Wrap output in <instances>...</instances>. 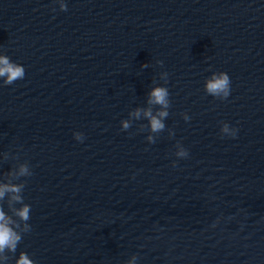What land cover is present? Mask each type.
Segmentation results:
<instances>
[{
	"label": "water",
	"instance_id": "obj_1",
	"mask_svg": "<svg viewBox=\"0 0 264 264\" xmlns=\"http://www.w3.org/2000/svg\"><path fill=\"white\" fill-rule=\"evenodd\" d=\"M64 2L0 0V56L25 68L0 79V184L31 205L0 264H264V0ZM217 72L226 100L205 91ZM156 86L160 133L130 115L159 110Z\"/></svg>",
	"mask_w": 264,
	"mask_h": 264
},
{
	"label": "clouds",
	"instance_id": "obj_2",
	"mask_svg": "<svg viewBox=\"0 0 264 264\" xmlns=\"http://www.w3.org/2000/svg\"><path fill=\"white\" fill-rule=\"evenodd\" d=\"M60 10L67 11L68 6L64 0H58ZM55 10V9H53ZM161 66L163 61H158ZM144 67H148L147 64ZM168 73L163 72L160 74L161 79L167 83ZM25 77V68L13 62L7 55L0 56V79L3 80L4 85H12L17 80H22ZM205 91L208 95L213 96L218 99L226 100L231 94V80L227 72H217L213 73L210 78L206 80ZM169 90L165 86H156L150 93L148 98V105L159 106V110L154 112L152 107L143 109L138 108L130 115L139 120L141 116L149 122L150 130L152 133H160L165 129L164 120L169 116V108L171 102L169 99ZM185 121H188L190 117L187 113L183 114ZM122 123V129L128 130L131 127L129 121L124 120ZM237 129L229 127L227 123L223 125L222 132L235 137L237 134ZM78 141H83V133L77 132L74 134ZM147 140L149 143H155L153 136H148ZM189 155L187 149L181 147L179 151L176 152V156L180 158H186ZM175 166V162L173 164ZM33 173L29 171L27 165H21L19 169V176L30 177ZM25 188L24 184H11L3 183L0 184V201H3L6 194H11L10 204L15 202L17 204H22V207L14 208L13 212L16 217L19 218L20 222H23V232L18 231L20 228V223L14 220L12 217L6 215L3 206L0 205V254L6 252L15 254L18 244L22 240V234L27 233L31 230V225L28 223L30 220L31 205L24 202V197L22 192ZM216 225H213L215 227ZM5 260L8 259L7 256H3ZM135 257L129 264H135ZM16 264H35L34 260L26 252H20L19 258L16 260Z\"/></svg>",
	"mask_w": 264,
	"mask_h": 264
}]
</instances>
